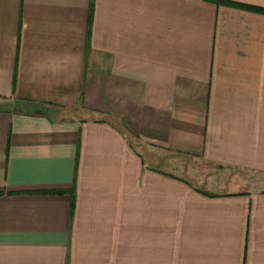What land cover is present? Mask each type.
I'll list each match as a JSON object with an SVG mask.
<instances>
[{
	"label": "crops",
	"instance_id": "obj_1",
	"mask_svg": "<svg viewBox=\"0 0 264 264\" xmlns=\"http://www.w3.org/2000/svg\"><path fill=\"white\" fill-rule=\"evenodd\" d=\"M168 155L264 175V12L0 0V264H264V188Z\"/></svg>",
	"mask_w": 264,
	"mask_h": 264
},
{
	"label": "rangeland",
	"instance_id": "obj_2",
	"mask_svg": "<svg viewBox=\"0 0 264 264\" xmlns=\"http://www.w3.org/2000/svg\"><path fill=\"white\" fill-rule=\"evenodd\" d=\"M167 169L181 174L197 186L210 192L227 189L258 190L264 188V175L231 167L217 166L191 158L176 155L167 156Z\"/></svg>",
	"mask_w": 264,
	"mask_h": 264
},
{
	"label": "trees",
	"instance_id": "obj_3",
	"mask_svg": "<svg viewBox=\"0 0 264 264\" xmlns=\"http://www.w3.org/2000/svg\"><path fill=\"white\" fill-rule=\"evenodd\" d=\"M219 2V1H218ZM220 2H225V3H229V4H233V5H237V6H241V7H245V8H251L253 10H257V11H262L264 12V9H260L258 7H250V6H246V5H241V4H235V3H231V2H228V1H224V0H220Z\"/></svg>",
	"mask_w": 264,
	"mask_h": 264
}]
</instances>
